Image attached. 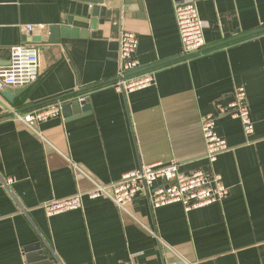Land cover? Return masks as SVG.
I'll return each instance as SVG.
<instances>
[{"label":"crops","instance_id":"obj_1","mask_svg":"<svg viewBox=\"0 0 264 264\" xmlns=\"http://www.w3.org/2000/svg\"><path fill=\"white\" fill-rule=\"evenodd\" d=\"M184 1L204 26V48L188 56L174 16ZM123 29L137 36L139 69L155 75L126 94L110 85ZM18 44L38 48L40 74L13 104L0 90V180L13 179L0 185V264H264V0H105L96 10L82 0H0V67ZM237 84L250 135L238 118L216 115ZM57 99L60 114L39 133L8 112ZM206 114L228 144L212 164ZM171 161L184 173L218 172L227 196L186 211L178 202L152 209L139 195L130 209L140 223L107 198L83 195L80 208L53 216L40 207L90 189L86 176L111 183Z\"/></svg>","mask_w":264,"mask_h":264},{"label":"built area","instance_id":"obj_2","mask_svg":"<svg viewBox=\"0 0 264 264\" xmlns=\"http://www.w3.org/2000/svg\"><path fill=\"white\" fill-rule=\"evenodd\" d=\"M174 16L177 25L181 52L184 56L197 53L205 46L203 38V22L199 18L193 1L176 2ZM27 32H33L43 25L27 24ZM138 39L134 32L123 29L118 38V71L110 85L120 93H130L143 89L155 83L152 71L139 69V62L135 57ZM40 74L39 50L32 44H18L10 47L9 63L0 67V90L4 88H20L33 83ZM82 104L84 96L77 98ZM63 100L57 99L40 106L18 111L9 108L8 112L14 120L22 123L26 128L38 132V125L60 114ZM216 115H228L238 118L245 135L253 133L254 124L249 115L245 87L242 84L234 86L232 98L225 104L216 105ZM216 115L206 114L201 117L200 129L205 144V158L213 163L219 154L228 150L226 140L215 131ZM76 169L77 166L74 165ZM80 171V170H79ZM91 182V188L86 191L61 197L52 198L41 204L46 216H53L65 211L75 210L82 206V196L89 198H107L117 208L140 223L130 207L135 198L145 195L149 206L154 209L171 203H181L184 210L199 208L219 202L228 194V188L222 176L211 170H194L184 173L179 170L176 162L142 163L136 169L122 174L121 178L111 183H101L86 176ZM12 178L0 180L1 186H8ZM176 264H192L178 256Z\"/></svg>","mask_w":264,"mask_h":264},{"label":"water","instance_id":"obj_3","mask_svg":"<svg viewBox=\"0 0 264 264\" xmlns=\"http://www.w3.org/2000/svg\"><path fill=\"white\" fill-rule=\"evenodd\" d=\"M82 1L92 3L94 10H96L98 9V5L103 4L105 0H82ZM100 10L104 14L105 8L102 7ZM50 29L53 32L56 28L52 27ZM33 40L38 41L40 40V38L39 39L34 38ZM25 90H26V87H23L18 90H14V91L11 88L7 87V88H4V90L2 91V95L6 98V100L9 103L13 104L15 102V98L18 97L20 94H22Z\"/></svg>","mask_w":264,"mask_h":264}]
</instances>
